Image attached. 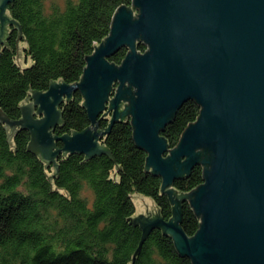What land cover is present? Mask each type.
<instances>
[{
	"label": "water",
	"instance_id": "95a60500",
	"mask_svg": "<svg viewBox=\"0 0 264 264\" xmlns=\"http://www.w3.org/2000/svg\"><path fill=\"white\" fill-rule=\"evenodd\" d=\"M8 2L0 0L3 35L7 23L17 25L4 14ZM137 41L146 47L142 53L134 49ZM120 47L128 48L120 63L108 61ZM84 59L78 82L49 80L44 91L30 90L18 119L0 111V123L10 132L27 130L26 149L52 162L56 177L60 154H106L112 160L98 143L96 118L108 103L113 111L102 132L108 133L112 120L128 113L132 140L146 153L144 168L160 177V191L187 175L194 161L203 164L195 189L173 200L170 190L163 191L174 203L172 223L129 219L141 227L138 245L152 225H162L192 264H264V0H131L129 8L116 9L107 36ZM76 89L90 125L53 134L62 123L60 104ZM120 99L128 103L116 113ZM189 99L199 115L167 149L159 132ZM183 197L199 217L191 237L176 226Z\"/></svg>",
	"mask_w": 264,
	"mask_h": 264
},
{
	"label": "trees",
	"instance_id": "16d2710c",
	"mask_svg": "<svg viewBox=\"0 0 264 264\" xmlns=\"http://www.w3.org/2000/svg\"><path fill=\"white\" fill-rule=\"evenodd\" d=\"M130 5L131 0L8 2L4 14L17 25L7 23L0 42V111L9 120L18 119L19 107L31 91H44L49 80L78 82L84 56L107 36L113 13L119 6ZM134 49L142 53L146 47L137 41ZM127 51L118 48L108 61L119 64ZM20 58H29L30 63L21 66ZM124 97L129 99L126 93ZM82 103L76 89L60 104L62 123L53 134H70L90 125ZM127 103L120 99L116 113ZM108 105L97 116L96 127L98 143L112 160L106 154L86 159L79 153L60 154L54 160L56 177L52 162L26 149L27 130L10 132L0 123V264H192L176 251L162 225H152L138 245L141 227L129 222L136 217L130 195L150 197L157 209L155 218L166 223L174 203L163 191L170 190L173 200L195 189L202 183L203 164L194 161L187 175L182 172L160 191V177L144 168L146 153L132 140L129 114L113 119L109 132L102 133L110 125L113 109ZM199 110L189 99L162 126L159 136L167 149L176 145ZM198 224L188 199L180 198L176 226L191 237Z\"/></svg>",
	"mask_w": 264,
	"mask_h": 264
},
{
	"label": "rangeland",
	"instance_id": "374dc122",
	"mask_svg": "<svg viewBox=\"0 0 264 264\" xmlns=\"http://www.w3.org/2000/svg\"><path fill=\"white\" fill-rule=\"evenodd\" d=\"M132 11V17L136 16L137 11L133 8H131ZM3 38V31H2V26H1V32H0V40ZM21 66H26L30 63V59L27 58L25 61L20 58L19 60ZM112 97L110 96L108 99H111ZM131 201L134 206V212L137 215H141L142 218H145L146 220H153L156 216V205L152 201L150 197H147L142 194L138 193H132L130 195Z\"/></svg>",
	"mask_w": 264,
	"mask_h": 264
},
{
	"label": "flooded vegetation",
	"instance_id": "af4514ba",
	"mask_svg": "<svg viewBox=\"0 0 264 264\" xmlns=\"http://www.w3.org/2000/svg\"><path fill=\"white\" fill-rule=\"evenodd\" d=\"M3 37H4V35H3ZM36 117V116H35Z\"/></svg>",
	"mask_w": 264,
	"mask_h": 264
}]
</instances>
